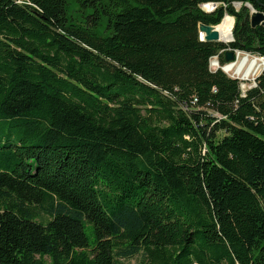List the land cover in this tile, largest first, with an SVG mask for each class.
<instances>
[{
  "label": "trees",
  "instance_id": "trees-1",
  "mask_svg": "<svg viewBox=\"0 0 264 264\" xmlns=\"http://www.w3.org/2000/svg\"><path fill=\"white\" fill-rule=\"evenodd\" d=\"M251 9L0 0V264H264V71L221 70L264 60Z\"/></svg>",
  "mask_w": 264,
  "mask_h": 264
},
{
  "label": "bare ground",
  "instance_id": "bare-ground-1",
  "mask_svg": "<svg viewBox=\"0 0 264 264\" xmlns=\"http://www.w3.org/2000/svg\"><path fill=\"white\" fill-rule=\"evenodd\" d=\"M232 25H233V19L229 17H225L218 26L213 27L210 31L217 33L219 42L223 44H228L232 37ZM203 35H205V33H203ZM234 58L235 55L233 56V59L230 61L232 63L230 62H227L229 64L225 63L226 65L223 66V70L227 75L229 76L232 75L234 77L240 78L243 81L250 80L251 78L253 79V77L257 75L261 67L264 65V63L260 62L259 59L252 58L250 56L247 57L241 54L240 52H237L235 60ZM212 63L215 67L217 66L220 67V64H218L216 60L211 61V66Z\"/></svg>",
  "mask_w": 264,
  "mask_h": 264
},
{
  "label": "water",
  "instance_id": "water-1",
  "mask_svg": "<svg viewBox=\"0 0 264 264\" xmlns=\"http://www.w3.org/2000/svg\"><path fill=\"white\" fill-rule=\"evenodd\" d=\"M239 5V4H237ZM251 27L255 28L257 26H264V15L262 13H257L253 9H251ZM214 26L200 25L198 30L200 34V38L202 41L209 42H219L218 35L216 32L210 31ZM205 33V35H203ZM230 42H232V37ZM234 53L231 51H227L224 54V61H231L233 59ZM222 70V69H221ZM224 72V70H222ZM225 73V72H224Z\"/></svg>",
  "mask_w": 264,
  "mask_h": 264
},
{
  "label": "rangeland",
  "instance_id": "rangeland-1",
  "mask_svg": "<svg viewBox=\"0 0 264 264\" xmlns=\"http://www.w3.org/2000/svg\"><path fill=\"white\" fill-rule=\"evenodd\" d=\"M209 9V8H208ZM235 9H239V6L238 5H235ZM233 25H234V21H233ZM233 25H232V28H233ZM221 43V42H220ZM236 54H237V52H235L233 55H235V58H234V60L236 59ZM243 55H245V56H250V55H246V54H244V53H242ZM250 57H252V58H257V59H259L260 60V62H263L264 63V60L262 61V59H260V58H258V57H255V56H250ZM214 60H216L217 62H218V64H219V61H218V59L217 58H212L211 60H210V63H209V68H210V70L211 71H215V70H217L219 67L217 66V67H215L214 65H213V63H212V66H211V61H214ZM224 60V59H223ZM225 62V61H224ZM227 62H230V61H226L225 63L226 64H229V63H227ZM234 62V61H233ZM230 63H232V62H230ZM225 64V65H226ZM224 65V66H225ZM221 69L223 70V66L221 67ZM264 71V65L261 67V69L259 70V72L257 73V75L255 76V77H253V79L251 78L250 80H247V81H243V80H241L240 78H237V77H234V76H229V75H227L226 73V75L228 76V77H230V78H236V79H238L239 81H241L242 82V84L240 85V89H241V91H243V92H246L248 89H250V88H252V87H254V83H255V79L262 73ZM140 261H141V257L140 256H136V257H133V258H131V259H127V260H123L122 261V264H140Z\"/></svg>",
  "mask_w": 264,
  "mask_h": 264
},
{
  "label": "built area",
  "instance_id": "built-area-1",
  "mask_svg": "<svg viewBox=\"0 0 264 264\" xmlns=\"http://www.w3.org/2000/svg\"><path fill=\"white\" fill-rule=\"evenodd\" d=\"M208 7H210V8L208 9ZM201 8L203 11L210 13L216 8V5L215 4H207V5H202ZM260 59H262V58H260ZM262 61H263V59H262ZM232 79H236V78H232ZM241 84H242V82L240 81V85ZM254 87H255V83H254ZM244 93L245 92L242 91V94H244Z\"/></svg>",
  "mask_w": 264,
  "mask_h": 264
}]
</instances>
